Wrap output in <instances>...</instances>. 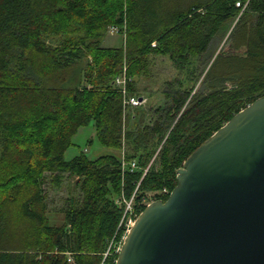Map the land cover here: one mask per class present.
Listing matches in <instances>:
<instances>
[{"label": "trees", "instance_id": "obj_1", "mask_svg": "<svg viewBox=\"0 0 264 264\" xmlns=\"http://www.w3.org/2000/svg\"><path fill=\"white\" fill-rule=\"evenodd\" d=\"M113 25L123 43L103 47ZM155 57L177 76L145 111ZM263 95L264 0H0V264H115L123 199L165 201L186 157ZM90 123L118 154L65 160ZM65 177L53 224L45 186Z\"/></svg>", "mask_w": 264, "mask_h": 264}, {"label": "water", "instance_id": "obj_2", "mask_svg": "<svg viewBox=\"0 0 264 264\" xmlns=\"http://www.w3.org/2000/svg\"><path fill=\"white\" fill-rule=\"evenodd\" d=\"M115 264H264V95L186 157L167 199L146 205L124 235Z\"/></svg>", "mask_w": 264, "mask_h": 264}, {"label": "rangeland", "instance_id": "obj_3", "mask_svg": "<svg viewBox=\"0 0 264 264\" xmlns=\"http://www.w3.org/2000/svg\"><path fill=\"white\" fill-rule=\"evenodd\" d=\"M123 40L124 34H110L108 32L102 38L101 44L103 47H119L122 45ZM225 40L226 37L222 38L216 53L219 51L220 47L223 46ZM152 73V78L139 83L141 89L145 88L144 91H140V95L143 97L142 106L144 107L145 111H147L150 106L155 107L163 104L164 100L163 95L161 94L163 82L165 80L171 79L174 76H177V69L174 68L171 62H169L165 57H155L153 59ZM198 86L199 83L196 84L195 88ZM146 122H149V114H146L145 116V123ZM80 153H84V155L90 160H94L100 155L118 154L116 150L102 146L99 143L93 123L82 126L77 130V132L72 137V145L64 153V159L70 160ZM74 180L75 178L65 177L64 181L59 187L52 186L49 183L46 184L45 187L51 223L59 224L63 221L64 215L62 213V209L67 204L68 197L72 194H75L76 192L73 187ZM151 200H154L152 192L147 193L145 197V202H150ZM125 231L126 230L124 229V234L126 233Z\"/></svg>", "mask_w": 264, "mask_h": 264}, {"label": "built area", "instance_id": "obj_4", "mask_svg": "<svg viewBox=\"0 0 264 264\" xmlns=\"http://www.w3.org/2000/svg\"><path fill=\"white\" fill-rule=\"evenodd\" d=\"M108 32L110 34L121 33V29L119 26L113 25V26H110L108 28ZM125 82H126L125 68H123L122 74H120L115 79V84L122 90L123 93H125V84H126ZM124 103H125V105L136 106V105H139L141 103V101L139 100V98H137L135 96H130L124 100ZM131 166H134V163H131ZM162 192H167V191L164 189ZM156 193L157 192L152 193L154 200L157 199L154 197ZM152 201L153 200H151L150 202H152ZM150 202H145V198H144L142 201V204L146 206ZM123 203H124V213H123V218H122L120 225L122 227H124V229L126 230L125 232H127L129 230V228L133 225V223H134V221L137 218L139 213L136 212V208L134 207L133 196H131V198H129V199H123Z\"/></svg>", "mask_w": 264, "mask_h": 264}]
</instances>
